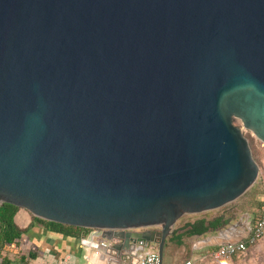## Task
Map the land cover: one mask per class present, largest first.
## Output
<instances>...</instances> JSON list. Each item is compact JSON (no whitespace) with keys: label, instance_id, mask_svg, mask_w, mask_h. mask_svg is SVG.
I'll return each mask as SVG.
<instances>
[{"label":"water","instance_id":"1","mask_svg":"<svg viewBox=\"0 0 264 264\" xmlns=\"http://www.w3.org/2000/svg\"><path fill=\"white\" fill-rule=\"evenodd\" d=\"M242 130L264 143V0H0V205L161 264L255 182Z\"/></svg>","mask_w":264,"mask_h":264},{"label":"crops","instance_id":"2","mask_svg":"<svg viewBox=\"0 0 264 264\" xmlns=\"http://www.w3.org/2000/svg\"><path fill=\"white\" fill-rule=\"evenodd\" d=\"M260 164L258 172L264 180V160H260ZM262 189L264 191V182ZM257 214L258 212L252 219L249 213L243 214L242 222L233 220L231 223H237L239 226L235 229L219 234V231L226 228L227 224L222 229L200 236L186 234V226L174 234L172 232L184 224L201 219L208 221L218 215H224L228 219L230 216L212 211L182 220L171 229V233L164 240L161 264H184L187 261L191 264H264V242L248 245L243 255L234 256L230 261L216 263L209 258L219 245L245 240ZM245 219L247 223H244ZM13 223L18 229H26V231L13 242L0 246V264H83L90 252L88 245L84 243L89 230L79 237L51 233L40 225L33 224L32 216L19 208L13 216ZM149 248L157 252L156 245H150ZM130 255L129 260L126 261L106 254L105 264H132L136 255L132 253Z\"/></svg>","mask_w":264,"mask_h":264},{"label":"built area","instance_id":"3","mask_svg":"<svg viewBox=\"0 0 264 264\" xmlns=\"http://www.w3.org/2000/svg\"><path fill=\"white\" fill-rule=\"evenodd\" d=\"M242 134H247L256 144V148L264 154V143L257 141L249 132L242 130ZM243 135V136H244ZM264 242V199L260 203L258 210V215L252 222L249 234L245 240L236 243H226L219 245L209 256L210 260L213 262H225L230 261V259L237 255H243L246 250V244H255ZM110 246V242L104 239H95L94 242L88 245L90 252L85 257L83 264H105L106 249ZM132 264H157V252L154 249L139 248ZM184 264H191L187 261Z\"/></svg>","mask_w":264,"mask_h":264},{"label":"trees","instance_id":"4","mask_svg":"<svg viewBox=\"0 0 264 264\" xmlns=\"http://www.w3.org/2000/svg\"><path fill=\"white\" fill-rule=\"evenodd\" d=\"M17 210V207L9 204L0 205V246L13 242L26 231V229H18L13 223V216ZM32 221L33 224L40 225L48 232L61 234L68 237H79L87 231V229L47 222L33 217ZM227 221L228 219L225 218L224 215H218L208 221H206L205 219H201L194 223H188V225L186 226V234L200 236L209 232H214L225 227L227 225ZM248 245L249 244H246V247Z\"/></svg>","mask_w":264,"mask_h":264},{"label":"rangeland","instance_id":"5","mask_svg":"<svg viewBox=\"0 0 264 264\" xmlns=\"http://www.w3.org/2000/svg\"><path fill=\"white\" fill-rule=\"evenodd\" d=\"M233 124L240 126L237 120H233ZM244 138L248 143L251 156L259 168L261 165L260 160H264V154L256 148V144H254L253 140L247 134L244 135ZM263 182V177L258 172L255 182L242 196L234 202L215 210L214 213H224L231 216V218H233L232 220L241 218L243 214L249 213L252 219L259 210V204L264 199V191L262 189Z\"/></svg>","mask_w":264,"mask_h":264}]
</instances>
